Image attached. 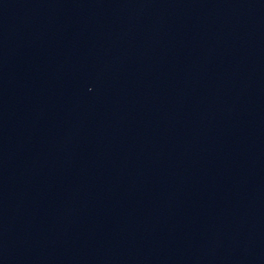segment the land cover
<instances>
[{"label":"water","instance_id":"95a60500","mask_svg":"<svg viewBox=\"0 0 264 264\" xmlns=\"http://www.w3.org/2000/svg\"><path fill=\"white\" fill-rule=\"evenodd\" d=\"M0 264H264V0H0Z\"/></svg>","mask_w":264,"mask_h":264}]
</instances>
